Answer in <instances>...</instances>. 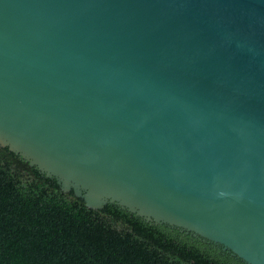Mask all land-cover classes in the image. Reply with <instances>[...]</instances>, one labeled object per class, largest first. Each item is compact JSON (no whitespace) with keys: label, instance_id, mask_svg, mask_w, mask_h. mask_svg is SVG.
Returning <instances> with one entry per match:
<instances>
[{"label":"water","instance_id":"1","mask_svg":"<svg viewBox=\"0 0 264 264\" xmlns=\"http://www.w3.org/2000/svg\"><path fill=\"white\" fill-rule=\"evenodd\" d=\"M0 147L264 264V0H0Z\"/></svg>","mask_w":264,"mask_h":264},{"label":"trees","instance_id":"2","mask_svg":"<svg viewBox=\"0 0 264 264\" xmlns=\"http://www.w3.org/2000/svg\"><path fill=\"white\" fill-rule=\"evenodd\" d=\"M0 264H247L224 247L109 203L91 208L0 147Z\"/></svg>","mask_w":264,"mask_h":264}]
</instances>
